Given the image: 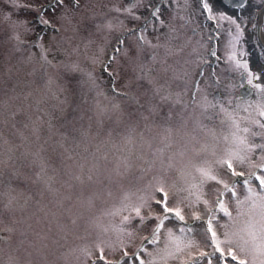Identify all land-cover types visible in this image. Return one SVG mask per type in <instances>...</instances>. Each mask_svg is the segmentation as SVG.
Wrapping results in <instances>:
<instances>
[{
  "label": "rangeland",
  "instance_id": "1",
  "mask_svg": "<svg viewBox=\"0 0 264 264\" xmlns=\"http://www.w3.org/2000/svg\"><path fill=\"white\" fill-rule=\"evenodd\" d=\"M133 2L82 0L81 11L74 19L78 25L75 32L70 27L65 31L68 26L59 15L48 13L60 32L36 26L37 32L45 34L44 46L49 49L48 58L54 64L47 68L41 67L38 47H23L22 51H16L15 41L9 39L11 31L8 24L0 22V134L3 140L9 142L3 145L4 149L12 148L14 158L13 163L0 167L4 174L3 184H0V193H3L0 195V220L3 221L0 228L14 229L11 233L0 232V236L4 237L0 240V264H92L99 255L95 249L98 239L117 238L118 234L113 229L120 226L121 216L112 212L121 207L125 194L136 192L153 175L164 176L170 186H175L173 191L186 188L198 181L197 168L215 166L219 158L234 148L231 133L235 129L231 127L229 116L222 112L218 118L221 126L228 130L223 136L216 137L212 128L214 125L207 122L202 114V75L199 74L202 32L196 35L190 32L191 27L202 30L198 8H192L193 4L189 2L186 15L190 21L187 25L179 16L166 19L167 10L162 9V18L175 28L177 34L174 36L182 41L175 43L171 39L173 41L169 42V46L178 45L173 53L168 55L165 50L160 52L157 49L156 60L152 61L144 51L135 56L136 38L126 31L128 28H140L141 22L130 20L123 13L110 11L114 7L122 9ZM17 3L46 5L48 0H17ZM85 3L87 8H84ZM146 3L147 0L145 6L134 11L146 16ZM9 7L5 0H0V11ZM12 12L14 19L29 21H34L36 15L19 8H13ZM109 21L114 26L111 32L96 29V24ZM145 28L147 38L157 43L154 37L157 34L150 22ZM164 29L169 30L168 27ZM22 38L31 41L35 37ZM117 38L124 39L126 45L133 49L134 58L131 62L121 60L119 75L113 77L103 69ZM160 42L164 40L161 38ZM150 52L153 50L150 49ZM93 57H98L100 62L93 65ZM142 62L145 64L146 81L136 79L141 74ZM72 64H78L85 72L92 71L99 85L97 90H91L94 92L93 99L87 98L82 107L79 105L74 109L71 102L75 92L91 91L84 85L76 87L71 94L60 92V86L68 80L75 83L85 78L80 72H70L67 66ZM148 79L162 86V94H170L171 98L162 101L155 96ZM116 90L126 95H118ZM98 91L109 99L98 97ZM53 92L58 94L56 98H53ZM109 100L118 104L119 108L114 110ZM61 101L65 102L61 104ZM257 103L261 104L260 101ZM150 104L159 105L161 115L171 113V133L165 130L160 119L145 121L141 118V113L147 115L146 109ZM256 104L249 109V113L263 122L257 115ZM12 113H16L14 118ZM229 113L240 121L241 127L251 129L249 133L241 132L240 135H247L254 143L261 140V136L254 137L251 132L263 134L264 129L252 124L250 115L244 119L233 111ZM33 127L40 128L39 139L32 134ZM58 142L63 147L53 151ZM40 158L47 163L42 178L36 180V174L40 172ZM146 160H154V166L142 175L140 170L145 167ZM125 161L130 165L127 172H124ZM117 169L124 174L117 176ZM241 170L247 172L246 167ZM14 171L20 173L21 179L12 178ZM89 174L93 176L92 181L87 179ZM77 175L82 177L83 182L74 178ZM225 179L229 177L225 176ZM205 188L207 190V186ZM242 188L241 180L238 190ZM243 195L245 193L241 191V197ZM225 199H229L228 194ZM9 200L12 201L11 208L5 209L4 205ZM230 211L233 216L237 215L234 201L230 204ZM246 219V216L240 217L241 221ZM169 220L171 222L165 223L168 227L175 226L177 234L181 226H195L190 213L185 224L171 217ZM227 220L224 217L221 223ZM150 228L151 225L139 233L125 249L118 248L115 252L106 249L107 259L113 264L116 261L134 264L131 255L121 259L123 252H136L141 237L147 235ZM104 229L108 231L105 233ZM145 247L151 251L156 246ZM84 248L92 249L91 257L83 255L81 249ZM168 264H179V261L170 259ZM226 264L236 262L229 258Z\"/></svg>",
  "mask_w": 264,
  "mask_h": 264
},
{
  "label": "snow or ice",
  "instance_id": "2",
  "mask_svg": "<svg viewBox=\"0 0 264 264\" xmlns=\"http://www.w3.org/2000/svg\"><path fill=\"white\" fill-rule=\"evenodd\" d=\"M175 3V0H171ZM187 3V0H185ZM264 2V0H261ZM5 3L10 7L5 11H0V22L8 24L11 35L10 40L15 41V50L22 51L23 47L29 49L38 47L40 49L41 67L47 68L54 66L53 61L48 58L49 49L44 46V33L37 32L36 26H43L45 29H52L54 32H60L53 20L49 18L48 13L52 15H59V18L72 31L77 30V23H74L75 16L82 8V0H48L46 5H20L17 0H5ZM219 4V9L216 8ZM85 3L84 8H87ZM145 6V0H134L132 4L126 5L124 8L114 7L110 11L123 13L128 19L133 21L144 20L147 24L150 22L152 29L156 32L157 43H152L145 33L147 28H128L126 31L129 35L136 38L137 44L135 46V56L143 53L145 46L152 49L153 52L149 57L152 61L156 60L157 52L155 50L163 48L166 54L171 55L173 49L169 46V41L173 38L171 33L175 32V28L166 24L163 17L162 5L153 4L152 0H147L145 10L148 16H141L137 14L134 9ZM232 11L240 10L239 15L229 14V9ZM248 7V0H240L239 3H234L229 6L225 0H199V11L201 14H206L205 18L210 22H214L216 26H222L224 22L234 26L235 35L233 37L235 42H239L244 35L245 26L244 21L247 19L242 16V12ZM13 8L23 9L29 12H34V21L27 19H14ZM47 10V11H46ZM261 14H264V8L261 9ZM94 15V14H93ZM183 19V17H181ZM83 20V17H81ZM123 25V21L120 22ZM113 25L109 21L105 24H96L98 31L106 29L111 32ZM165 27L169 28L168 33H162L160 30ZM253 29L258 26L254 23ZM264 35V32H262ZM34 36L31 41L23 39L22 37ZM163 37L164 42L160 40ZM211 39V36H209ZM91 43V41L89 42ZM264 50V43L260 44ZM104 51L103 47L100 49ZM212 56H216L215 50L210 52ZM246 54L240 51L238 54L233 51L228 54V61L234 64V68L244 74V79L251 88L257 90L258 93H264V69L259 72H254L250 69L248 59H239ZM31 58V56L29 57ZM134 58L133 49L126 45L124 39L117 38L116 45L112 49V55L108 57V63L104 66V71L108 72L113 77L119 75V66L121 60L131 62ZM98 57L92 58L93 65L99 63ZM113 65H116L114 67ZM69 67L70 72H80L85 77L80 81L73 83L68 80L65 84L60 86V92L71 94L76 87L87 85L89 90H97V78L92 71L85 72L78 64H72ZM167 69H165L166 71ZM140 73L137 75V80H144L146 78L145 64H140ZM201 75L203 73H200ZM52 83L51 79L48 81ZM150 90L155 96H159L162 101H168L170 94H162V86H157L155 81L148 79ZM118 95H126L116 90ZM57 93L53 92V98L57 97ZM98 97L103 96L104 99H109L104 96L103 92H97ZM65 101H61L63 104ZM179 101L177 100V103ZM114 110L119 108V105L109 100ZM229 103H231L229 101ZM206 107L215 108L217 104H213L205 97ZM100 108V104L97 103ZM184 107H187L186 105ZM220 111L227 114L231 119V127L235 130L231 133L234 148L230 149L223 157L215 162V166L197 168L199 179L197 182L189 184L186 188H178L175 191L172 189L175 186H170L164 176L153 175L147 183L137 189L134 193L125 194L121 201V207L115 209L112 214L120 215V226L115 227L118 235L115 240L110 238H100L95 244V249L99 253L97 258L92 261V264H113V261L108 260L105 250L115 252L118 248L125 249L128 244L136 239L137 235L143 232L151 225L150 231L147 235L141 237V243L137 246L138 250L133 253L128 251L123 252L124 257L131 255L134 258V264H168V261L176 260L179 264H226L228 259L236 262V264H264V134L261 132H251L252 136H261L262 142H250L247 135H240V133H249L251 131L248 127H241L238 120L233 118L232 113L220 104ZM160 106L157 104H150L146 111L147 115L141 113V118L145 121L158 118L162 121V126L169 133L172 131V117L171 113L161 115ZM248 109L245 108L244 111ZM103 112L104 109L101 108ZM256 112L260 118H264V104H256ZM16 113H12L14 118ZM244 119H248L245 117ZM251 123L264 129V122L261 119L251 118ZM51 127V125H49ZM32 134L39 139L40 128L33 127ZM22 135V134H21ZM67 135V133H65ZM62 140L64 137L61 138ZM9 143L3 140L0 134V167H5L9 163L14 162L11 155L12 148L4 149L3 145ZM57 147H63L62 143H57L53 146V151ZM7 153V154H6ZM38 155V154H37ZM155 155V154H154ZM255 157V158H254ZM71 159V156H69ZM47 161L40 158V172L36 174V180L42 178V173L46 168ZM163 163V162H162ZM154 166V160H146L145 167L141 168V174H146L151 171ZM82 167V166H81ZM130 165L127 161L124 162V172H127ZM246 167L247 172L242 171L241 168ZM91 172V169H90ZM117 176L121 173L117 169ZM3 172L0 171V184H3ZM225 176L229 179H225ZM13 179H21L20 173L14 171ZM77 181L83 182L81 176L74 177ZM89 181L93 180V176H87ZM111 180V178H109ZM242 180L243 188L238 190V184ZM9 182V186H10ZM207 186V190L205 188ZM241 191L246 193L241 197ZM111 195V192L108 193ZM228 194L229 199H225ZM3 195V193H0ZM234 201L237 215L233 216L230 211V204ZM12 201L4 205L5 209L11 208ZM127 213V214H124ZM190 213L191 220L194 222V227L179 228V234L174 231V227H168L165 221H169V217L185 224L186 217ZM222 214V215H218ZM246 216L247 219L241 221L240 217ZM227 217V222L221 221ZM3 221L0 220V224ZM75 223V220L72 221ZM238 224L242 226L238 227ZM222 229V231H221ZM199 230V231H198ZM8 231L11 233L13 228L3 229L0 232ZM108 229H104L106 233ZM199 237V238H198ZM0 240H4L0 236ZM153 245V250L145 247ZM23 243V241H21ZM163 247H159L160 244ZM211 248V251L208 249ZM81 252L86 257L92 256V249L84 248ZM115 264H120L116 261ZM127 264V261H125Z\"/></svg>",
  "mask_w": 264,
  "mask_h": 264
},
{
  "label": "flooded vegetation",
  "instance_id": "3",
  "mask_svg": "<svg viewBox=\"0 0 264 264\" xmlns=\"http://www.w3.org/2000/svg\"><path fill=\"white\" fill-rule=\"evenodd\" d=\"M189 2L193 4L192 8H195L196 10L198 8L199 11V0H187V3L185 0H175V3H172L171 0H153L154 5L160 4L162 5V9L167 10L166 19H171L176 16H179L180 18L183 17V23L186 25L189 24L190 21L186 15L189 11ZM225 2L231 6L234 3H239L240 0H225ZM219 7L220 5L216 4V8L219 9ZM262 8H264V2H261V0H248V7L242 12V16L247 18L244 21L245 32L238 43L233 39L235 35L234 26L229 25L227 22H224L222 26H216L214 22H210L205 18L206 14H201L200 11L202 17V30L196 27L190 28V32L194 35L200 31L202 32V61L199 67V74L203 73L202 114L206 117L205 119L207 122L214 125L212 128L216 137L223 136V133L228 130L226 127H222L218 120L222 115L219 107L220 104H223L229 112L233 111L235 115H241L242 118L250 115V119L253 118V116L251 115L252 113H249V109L254 107L259 101L261 104H264V93H258L256 89L247 85V82L244 79V74L235 70L234 64L228 61V54L230 52L235 51L238 54L240 51H244L246 54L250 55H245L243 57L238 56V58L241 60L248 59L252 71L259 72L261 69H264V50L260 47V44L264 43V35H262V32H264V14H261ZM227 10L231 15L241 14L240 10L232 11L231 7ZM146 16H148V13ZM140 22V27H146L148 24H146L143 19L140 20ZM254 23L258 26L256 29H253L252 27ZM187 30L188 27L185 31ZM160 31L162 33L169 32V30L166 29ZM175 34L177 33H171L173 37L172 39H174L175 43H180L182 39L178 36H174ZM209 36H211V39H209ZM154 37H156V35H154ZM171 41L173 40H170L169 42ZM170 47L175 49L178 45L172 44ZM158 50L160 52L164 51L163 48ZM212 50H215L216 56L210 54ZM149 51L150 49L145 46L144 53L147 58L152 54V52L149 53ZM171 78H173V76ZM143 81L146 80L144 79ZM205 97L211 103L217 104V107H206ZM229 101L231 103H229ZM245 108L248 110L244 111ZM262 119L264 122V118ZM260 139V141L255 143L262 142V137ZM246 170L248 171L247 168ZM146 245L147 243L145 242V246Z\"/></svg>",
  "mask_w": 264,
  "mask_h": 264
},
{
  "label": "trees",
  "instance_id": "4",
  "mask_svg": "<svg viewBox=\"0 0 264 264\" xmlns=\"http://www.w3.org/2000/svg\"><path fill=\"white\" fill-rule=\"evenodd\" d=\"M68 76H66L67 78ZM92 95H94V92L91 91L90 93H87L86 91L84 90H77L75 92V95L72 99V102H71V105H72V108H77V106L81 105V107L84 105L83 103L86 102V99L87 98H92ZM93 99V98H92ZM91 100V99H90ZM89 100V101H90Z\"/></svg>",
  "mask_w": 264,
  "mask_h": 264
}]
</instances>
